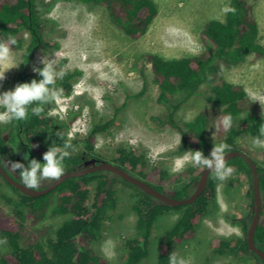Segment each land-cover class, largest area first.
<instances>
[{"label": "trees", "instance_id": "trees-1", "mask_svg": "<svg viewBox=\"0 0 264 264\" xmlns=\"http://www.w3.org/2000/svg\"><path fill=\"white\" fill-rule=\"evenodd\" d=\"M35 1L0 0V40L6 41L12 36L16 43L11 46V50L23 51L16 84L42 79L36 72L30 71L35 53L39 49L58 48L56 43L51 44L44 38V25ZM53 1L76 2L87 6L102 5L106 8L112 23L125 35L134 39L140 38L147 32L158 14L153 0ZM228 6L237 9L235 15L225 14L223 21L209 20L205 24L202 35L207 43L198 55L177 59H165L157 54L149 57L153 79L158 88L157 102L168 107L166 117H153L152 120L157 124H168L179 130L180 145L174 154L199 150L207 157L212 149L207 141L210 121L224 136L223 143L230 145L231 151L243 152L238 145V139L243 135L252 138L258 136L259 126L264 123V114L260 105L251 102L242 87L229 82L212 85L215 76L221 71L222 64H240L250 54L264 57V46L259 43L258 25L251 15L250 7L244 0H229ZM61 73L63 76L61 78L58 75L55 87L63 88L62 96L67 97L71 95L73 86L82 76V72L74 69ZM202 86L208 87L210 94L206 99L213 107L201 111L191 122L186 123L182 130L176 120L177 110L182 104L198 95ZM36 106L34 104L31 107ZM51 106L52 103L43 105L44 111L40 116L32 115L29 110L26 121H12L0 127V153H5L14 160L15 157H20L14 151L17 148H24L26 157L31 158L26 160L25 166L32 159L44 163L42 155L52 143L62 145L67 141L76 151L64 161L65 172L78 169L86 159L97 158L118 166L129 175L146 182L156 191L175 199L187 198L195 190L204 169L192 165L182 173L170 175L161 166H150L143 153L123 147L117 148L113 157L98 158L94 153V139L98 134L108 133L113 119L94 123L86 136L71 140L68 139L66 130L80 112H69L65 122L56 121L46 117ZM228 114L233 116V125L229 131H225L220 119ZM57 132L62 133V136L57 137ZM13 144L17 148H13ZM33 145L37 147H32ZM252 161L259 176L262 202L254 244L264 252L262 222L264 169L254 160ZM227 165L238 174L236 177H231L227 184L233 187L241 182L242 177L246 179L249 186L247 200L251 203V174L247 163L242 158L235 157L227 161ZM2 181L18 195V200L14 201L5 195H0L6 203L14 205L11 215L6 214L0 206V241L5 239L7 241L0 245L8 249L6 253H0V264H108L91 249L81 246L97 240L101 235L102 226L113 220L118 201L116 183H121L138 198L132 207L136 215L138 235L127 239L124 243L125 264H139L147 258L151 231L160 216L169 211L181 212L174 225L165 232L159 245L156 264H168V256L173 246L193 236L195 227L207 213L210 204L215 201L217 185L221 182L214 179L210 173L204 191L193 203L171 207L107 171L68 178L52 191L36 198L20 193L3 178ZM50 183L41 186L40 189ZM21 206L26 208L25 212L19 209ZM48 212L52 215L67 216L68 219L59 226L53 237L46 236V244H43L41 239L45 232L35 227ZM226 219L230 224L239 227L243 235L235 239H216L212 242L213 250L220 255L251 256L257 264H264L248 249L246 243L245 234L251 221L250 207L241 218L226 217ZM27 220H31L30 226H26Z\"/></svg>", "mask_w": 264, "mask_h": 264}, {"label": "rangeland", "instance_id": "rangeland-1", "mask_svg": "<svg viewBox=\"0 0 264 264\" xmlns=\"http://www.w3.org/2000/svg\"><path fill=\"white\" fill-rule=\"evenodd\" d=\"M153 1L158 14L147 32L134 39L112 23L102 5L36 0V8L44 25V38L51 44L56 43L58 48L37 50L30 71L42 68L40 60L43 58L54 62L58 75L65 70L78 69L82 72L71 95L52 102L46 113L49 119L65 122L69 112H80L67 127L68 139H81L87 135L92 124L113 119L108 133L98 134L94 139V153L98 158L113 157L114 151L123 147L143 153L150 166H161L170 175H175L192 164L184 158L185 152L174 154L180 145L179 130L152 120L153 117H166L168 107L157 102L158 88L149 57L157 54L165 59H177L201 53L207 43L202 35L205 24L209 20L223 21L225 14L221 9L229 4V0ZM244 2L257 22L259 43L264 46V0ZM22 53L21 50L12 51V61L8 65L11 69L5 72V79L0 81V93L12 90L16 85ZM221 67L212 85L229 82L242 87L250 101L257 102L264 114V57L250 54L240 64H222ZM138 93H141L140 96H134ZM209 94L208 87L202 86L198 95L179 107L176 116L178 127L184 130L185 124L201 111L213 107L206 99ZM3 126L5 124L0 123V127ZM223 139L224 136L210 121L207 129L209 145L213 147ZM251 141L252 137L243 135L238 139V145L264 169V148L253 147ZM14 152L24 160L31 159L26 157L24 148H17ZM236 176L237 172H233L231 177ZM230 178L217 185L215 201L195 227L193 236L174 245L171 250L188 264H257L251 256L220 255L212 248V242L216 239H235L243 235L239 227L230 224L226 217L241 218L248 212L249 186L242 177L241 182L232 187L227 184ZM115 187L118 201L113 220L102 226L97 240L81 248L91 249L108 264H125L124 243L138 235L136 215L132 209L138 198L121 183H116ZM12 191L0 178V195L17 201L18 195ZM0 206L6 214L11 215L13 204L0 198ZM19 209L26 211L22 206ZM180 214V211H169L156 220L149 238L148 256L139 264H156L164 234ZM67 219V216L48 212L35 227L45 232L41 242L46 244V236L53 237ZM262 219L264 223V213ZM30 223L31 220H27L26 226H30ZM7 251L6 246L0 245V253Z\"/></svg>", "mask_w": 264, "mask_h": 264}, {"label": "clouds", "instance_id": "clouds-1", "mask_svg": "<svg viewBox=\"0 0 264 264\" xmlns=\"http://www.w3.org/2000/svg\"><path fill=\"white\" fill-rule=\"evenodd\" d=\"M221 11L224 14L231 13L235 15L237 9L225 5ZM15 43L16 40L12 36H9L6 41L0 40V81L5 79V72L11 69L8 65L12 61L11 46ZM40 63L43 65L42 69L34 68L33 71L39 77H42V79L39 81L33 79L30 82L17 83L12 90L0 93V109H3V111H0V123L7 124L12 121H26L29 110H31L32 115L40 116L44 111L43 105L59 101L62 98L63 88L55 87L58 73L55 70L54 62L51 60L45 61L42 58ZM59 75L62 78L63 73ZM34 104L37 106L31 107ZM220 124L225 131H229L233 125V116L231 114L223 116L220 119ZM258 131L259 135L252 138V146L264 148V123H261ZM56 135L57 137H61L62 133L57 132ZM32 147L37 146L33 145ZM74 151L76 149L70 142L66 141L62 145H57L54 142L43 153V164L36 159H32L27 166L23 163L12 161H0V163L4 167L7 165L11 173H18V178L26 189L39 190L45 182L59 181L65 175L64 161ZM230 151V145L221 142L216 145L213 144L211 152L207 157L204 156L202 151L197 150L185 152L184 158L193 166L208 170L214 179L223 182L229 179L234 172V169L227 165L225 159L226 153ZM6 242V239L0 241V243ZM168 264H188V261L173 251L168 256Z\"/></svg>", "mask_w": 264, "mask_h": 264}, {"label": "water", "instance_id": "water-1", "mask_svg": "<svg viewBox=\"0 0 264 264\" xmlns=\"http://www.w3.org/2000/svg\"><path fill=\"white\" fill-rule=\"evenodd\" d=\"M235 157H240L247 163L250 169V174H251V185H252V201L250 205L251 221H250V225L245 234L247 247L251 252L255 253L264 263V252L258 249L254 244V234H255V231L258 225L260 212L262 210L261 195H260V190H259V176L256 170V166L253 163V161L250 159V157H248L246 154L240 151H230L229 153H226V158H225L226 162ZM8 171L10 174L14 176V178H17L18 173L16 174L11 173L9 168H8ZM98 171H107V172L113 173L117 175L118 177H120L122 180L126 181L127 183L136 186L137 188H139L141 191H143L147 195L171 207H178V206H183V205L193 203L204 191L206 184H207L208 176L210 174L208 170H203L193 193L187 198L175 199L164 193L156 191L151 186H149L146 182L129 175L126 171L120 169L118 166L112 163L105 162V161L96 162L95 159H90L88 161H85L83 163V168L66 171L65 175L59 181H53L47 187L39 189V190L26 189L22 185V183H19L14 178L9 176L8 173L4 170L3 165L0 164V176L9 185L13 186L20 193L26 196L35 197V198L43 196L47 194L48 192L52 191L54 188H56L59 184H61L63 181H65L68 178L84 176L86 174H89L92 172H98Z\"/></svg>", "mask_w": 264, "mask_h": 264}, {"label": "flooded vegetation", "instance_id": "flooded-vegetation-1", "mask_svg": "<svg viewBox=\"0 0 264 264\" xmlns=\"http://www.w3.org/2000/svg\"><path fill=\"white\" fill-rule=\"evenodd\" d=\"M90 159H95L96 160V162H101V160H99V159H97V158H89V159H86V160H84L83 162H82V164L79 166V168L78 169H80V168H83V163L85 162V161H88V160H90ZM0 161H3V162H7V161H12V162H19V163H23V164H25V162H26V160H24L23 158H21V157H15V159L14 160H11L8 156H7V154H2V153H0ZM1 165H3L2 163H0ZM4 167V166H3ZM4 170L8 173V175L9 176H11L12 178H14V176L12 175V174H10L9 173V171H8V168L6 167V165H5V167H4ZM0 178H1V176H0ZM2 179V178H1ZM16 181H18L19 183H21L20 181H19V178H18V176H17V178H14ZM52 183V182H51ZM50 183V184H51ZM48 186V185H47Z\"/></svg>", "mask_w": 264, "mask_h": 264}, {"label": "bare ground", "instance_id": "bare-ground-1", "mask_svg": "<svg viewBox=\"0 0 264 264\" xmlns=\"http://www.w3.org/2000/svg\"><path fill=\"white\" fill-rule=\"evenodd\" d=\"M65 118V117H64ZM63 120V119H62ZM78 134H80V133H78Z\"/></svg>", "mask_w": 264, "mask_h": 264}]
</instances>
